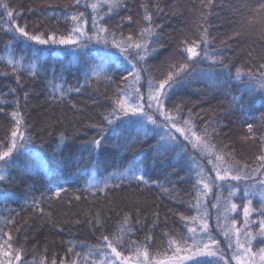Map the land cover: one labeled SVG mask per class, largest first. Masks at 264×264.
I'll use <instances>...</instances> for the list:
<instances>
[{
	"label": "trees",
	"instance_id": "trees-1",
	"mask_svg": "<svg viewBox=\"0 0 264 264\" xmlns=\"http://www.w3.org/2000/svg\"><path fill=\"white\" fill-rule=\"evenodd\" d=\"M7 2L18 14L16 25L26 26L29 32L67 35L74 26L70 17L83 12L80 22H84L85 31L91 35L96 31L95 26L102 25L109 33H115L118 41L130 35L134 41H150L145 59L137 63L138 68L144 69L139 81L144 96H147L149 77L157 82L164 79L171 65L184 62L181 52L185 42L200 43V36L207 29L211 41L207 45L209 59H200L182 82L168 91L164 107L175 112L179 106L180 118H188L191 113L197 131L207 128L212 143L226 153L228 165H235L248 177L241 180H264V161L258 159L264 155V105L261 103L264 93L258 91L255 83L245 84L234 79L237 68L244 72L250 70L257 80L264 72L260 67L264 64V39L260 35L264 11L259 9L264 0H122L121 6L112 11L100 0L95 13L89 5L97 0H79L78 4L76 0ZM146 15L151 20L145 19ZM148 27L154 30L153 34L141 38V30ZM8 29V18L0 7V147L6 150L9 146L10 132L15 126L12 113L19 112L23 120L21 131L32 137L28 147L39 150L45 167L35 174L21 175L25 161L20 158L6 173L10 178L0 182V261L4 264L8 261L11 264H53V261L55 264H106L101 258L109 254L110 248L104 236L113 241L116 237L123 238L122 244L114 243V246L124 257L137 255V248L141 253L146 251L150 258L170 257L175 247L169 248V240L189 238L188 227H193V221L184 218L199 215L202 184L197 183L194 160L189 157L199 152L194 149L189 153L187 142V154L169 153L154 159L152 146L156 138L153 137L134 144L128 152L112 147L125 139L130 142L131 136L136 135L135 127H131L119 133H105L102 144L106 147L86 163L78 164L81 155L87 156L90 141L100 138L99 128H108L104 116L114 107L117 90L129 92L133 77L114 71L117 67L111 63L114 55L102 53L100 49L104 47L93 45L91 50L78 49L80 58L77 59L64 45L32 43V48L41 49L33 55L28 46L31 42ZM236 32L240 35L236 36ZM108 39L112 37L109 35ZM204 47L200 43L198 50L202 56ZM210 57L222 58L228 67L213 65ZM9 58L18 63L10 65ZM33 64L35 76L29 71ZM93 65L99 66V79L91 75ZM105 72L111 80L104 78ZM55 86L64 91L63 96ZM77 88L80 90L74 91ZM249 88L254 90L252 97L247 95ZM242 94L247 101L244 109L230 107L232 96ZM247 124L253 125V134H249ZM61 134L67 138L63 142ZM54 149L62 152L64 164L59 168L51 162ZM78 167L82 171L78 172ZM123 167H131L148 183L112 178L110 187L100 191L102 180ZM226 182L219 189L217 210L215 201L212 205L208 202L207 220L211 224L229 199V183H233ZM116 184L119 187L112 186ZM250 187L256 195L260 183ZM58 190L60 195L56 196ZM260 190L264 191V187ZM242 194L240 190L233 197L241 210ZM256 207L261 208L259 203ZM257 217L264 219L259 213ZM240 224L237 220L236 226L241 227ZM251 230L252 234L259 233V223ZM223 240L220 238V244ZM252 244L256 248L264 247V238L254 239ZM5 252L11 255L5 256ZM17 254L20 260L15 259Z\"/></svg>",
	"mask_w": 264,
	"mask_h": 264
},
{
	"label": "snow or ice",
	"instance_id": "snow-or-ice-1",
	"mask_svg": "<svg viewBox=\"0 0 264 264\" xmlns=\"http://www.w3.org/2000/svg\"><path fill=\"white\" fill-rule=\"evenodd\" d=\"M103 3L108 5V10L112 11L121 6L122 0H102ZM76 3H79V0H76ZM93 12L95 13L100 7V0H97L96 3H91L89 5ZM0 7L5 10V14L9 22V31L15 32L19 37L23 38L26 42H31L28 46L31 49L33 55L38 54L41 49L32 48L31 44L36 45H64L71 46L72 55L79 59V53L76 51L77 48L84 49L87 48L86 43H82L83 40L87 39L91 41L95 38L97 43H102L106 48L111 46L116 48L119 51V56H114L111 63L115 64L117 67L115 70H118L121 73H127V76H132L133 80L131 83H139L141 79V72L144 69L138 68L137 63L145 59V54L148 53V44L150 41H134L132 36H128L126 39L117 40L115 33H109L108 29L104 26H96V31L93 35H88L81 24V19L84 16V13L81 12L77 15H72L70 19L73 21L74 26L67 33V35L61 34L57 35L56 33H33L26 30V26L16 25V15L12 8H10L7 0H0ZM259 9L264 11V3L259 5ZM129 19H131L129 17ZM145 19L151 20V17L146 15ZM253 21H249V24H252ZM93 24L96 25L95 16L93 17ZM264 24V22H262ZM153 29L151 27L144 28L141 30L140 36H151L153 34ZM105 35H101V34ZM111 36L112 39L109 40L108 36ZM236 36H239L240 33L236 32ZM261 38L264 39V26L260 30ZM15 39V37H14ZM208 38L207 29L203 31L200 36V43L204 44L203 56L201 55L200 43L195 41L188 43L185 42V46L182 49L181 55L185 56L183 63L173 64L170 66L166 77L160 81H154L151 77L148 79V92L147 99L145 101L144 95L140 92L139 88L133 89V92H128L126 89H118V96L114 100V107L111 111L104 116V120L107 122L108 128L101 126L99 128L100 138L93 139L90 141V147L87 149V156L81 155L78 158L77 163L84 162L92 159L94 155L100 151L106 145L102 144V140L105 138V133L112 131L114 133H119L121 130L135 127L136 135L131 136L130 142L128 139H125L121 143L112 145L116 149H123V151L128 152L132 151L133 145L137 143H142L147 141L149 137L156 138V144L153 145V150L155 153V158H162L163 156L169 153H175L177 156H180L181 153L187 154V148L184 145V141H187L191 144L192 148L200 153L202 157L207 158V163L212 165L213 170L215 171V180L226 181L228 179L240 181L241 179H247L248 177L244 176L239 168H236L235 165H228V162L225 160V155L222 150H218L216 144L212 143V135L207 131V128L202 131H197L196 125L194 124L191 113L188 118H180L179 113L181 111L180 107L177 106L175 112L172 110L165 109L164 100L168 96V91L173 89V87L178 86L182 82L183 77L188 74V70L193 68L200 62V59H209L207 53V45L210 43ZM11 43V41H10ZM130 49L135 52L136 59L130 58L131 52ZM153 52L156 51L155 48L152 49ZM120 57H123L121 59ZM213 65L220 64L224 68H227L228 65L224 63L222 58L210 57ZM10 65H15L18 63L12 58H9L7 61ZM130 66V67H129ZM260 67L264 69V64H261ZM15 66L13 71H15ZM30 75L35 76V64L30 68ZM91 75L95 76L97 79L100 78V71L98 65H93L91 68ZM127 76L124 77L127 80ZM243 77H248L247 80H243ZM261 79L257 80V77L250 70L244 72L241 68L236 69L234 79L237 81H242L245 84L255 83L257 85L258 91L264 93V72L260 73ZM104 78L106 80H111V77L104 73ZM230 88V85H225ZM59 89V86H55ZM61 96L64 95V91L59 89ZM80 89H74V91H79ZM73 91V89H69ZM247 95L252 97L254 95V90L249 88L247 90ZM132 101H135L134 103ZM245 96L242 94L240 96H232L230 107L233 105L243 110L246 104ZM264 105V100L261 101ZM147 109V110H146ZM151 110V111H149ZM2 111V109H0ZM157 115L162 117V120L157 119ZM123 117H138L136 120H124ZM12 118L15 121V126L10 132V144L6 147V150L3 147H0V182L8 180L10 177L6 175L9 169L14 165L18 164V160L23 158L25 164L21 167V175H26L28 173H37L39 170H42L45 165L44 161L41 159V153L38 149L28 147L32 144V137L27 135L25 132L21 131V124L23 122L22 117L19 112H13ZM247 129L249 134H253V125L247 124ZM215 131V129L213 130ZM182 137V140L178 138ZM63 142L66 137L61 134L60 137ZM60 148V145H57V149ZM179 149V151H177ZM14 154L15 157H14ZM260 161H264V155L258 157ZM51 162L59 166L64 164L62 159V152L56 149L53 150L51 154ZM228 165V166H226ZM195 167L197 171V183L202 184L203 188L206 191H211L210 184L208 180L211 178L204 176V169L201 165L196 164ZM247 167V165H244ZM235 168V171H234ZM77 171H82L80 167L77 168ZM116 178L118 180H123L125 178L134 179L138 182L147 184L148 181L145 180L143 175H138L135 170L131 167H123L118 169L116 172L112 173L110 177L102 180L103 188H99L100 191L110 187L109 180ZM91 183V181H89ZM214 184L215 181H212ZM259 183L264 186V180L259 181ZM113 187H119V184L112 185ZM99 187V185H97ZM60 191L58 190L55 195L59 196ZM237 193L236 188H232L229 191V199L226 201L225 212H235L237 205L231 203V197L235 196ZM254 193L245 188L243 196L246 198ZM261 201H264V191L259 193ZM219 199V197H218ZM199 204V201H198ZM230 204V207H228ZM252 204L251 200H248V203L243 206V215L245 218L244 224L245 229L247 230V225L249 222V217L251 214L256 211V209L250 207ZM259 215L264 217V204L261 205L259 209ZM184 219H191L193 222L199 221L200 228L199 231L203 234L199 239L196 237L197 229L195 227H188V232L192 234L189 238L181 237L179 239H170L168 244L169 248L175 247L176 255L167 257L168 260L174 261L175 264H185L186 261H194L195 264H229V261L225 259L224 250L221 249L219 241L211 236L209 233V224L206 219L201 217H185ZM127 222V218L125 219ZM234 226L236 221H231ZM260 231L258 235L264 238V219H261L259 222ZM123 231V229H121ZM231 233V235H230ZM235 236L236 251L234 252L232 259L237 261V264H264V247L259 249V252L252 251V239L255 237L252 236L251 232L246 231V241L241 243L239 237L241 235L240 229L236 228L233 232L232 229L224 232L226 239L231 240V236ZM9 241L11 237L9 236ZM189 239L191 243H189ZM103 240L107 242V247L111 249V254L114 256L115 260H122L123 264H128V258L122 257V253L117 250L115 244H122L123 238L116 237L115 241L110 240L108 236H104ZM7 243V241H6ZM2 247V246H0ZM8 247L11 248L12 245L8 243ZM229 248H232V244H228ZM183 252V255L180 253ZM137 256L141 254V250L137 248ZM144 256L147 257V252L145 251ZM5 256L11 255V253H4ZM197 257H209L213 258L211 260H197ZM16 260H20V256L17 254L15 256ZM0 264H4V261H0ZM7 264H11V261H8ZM53 264L55 262L53 261Z\"/></svg>",
	"mask_w": 264,
	"mask_h": 264
},
{
	"label": "rangeland",
	"instance_id": "rangeland-1",
	"mask_svg": "<svg viewBox=\"0 0 264 264\" xmlns=\"http://www.w3.org/2000/svg\"><path fill=\"white\" fill-rule=\"evenodd\" d=\"M83 25H84V22L82 24V27H83ZM83 29H84V27H83ZM84 31H85V29H84ZM87 34L91 35L89 33H87ZM82 43H86L87 44V50H91V48H94L93 45H98L99 47H104V48L100 49V51L102 53L108 54V55L119 56V51L116 48H114V47L106 48L103 44L97 43L95 38H93L91 41H88L87 39H85V40L82 41ZM63 47L65 49H67V50H71V46H63ZM78 49L79 48H77L76 51ZM84 49H86V48H84ZM81 50H83V49H81ZM131 53L132 54H131L130 58L134 59L135 53H133V52H131ZM120 58L123 59V57H120ZM135 88H139L140 92L143 94V91L140 88L139 83H135V84L131 83L129 92L130 93L133 92V89H135ZM144 97H145V101H146L147 96H144ZM132 102L134 103L135 101H132ZM149 111H151V110H149ZM157 119L158 120H162V117L157 115ZM177 136H178V138H180L182 140V137H179V134H177ZM184 145L186 147L188 146L187 141H186V143H184ZM189 145H190V148H189V153H190V152L194 151V149L192 148L191 144H189ZM189 157L192 160H194L193 166H194V169H195L196 172L198 171V169L195 167V165L199 164L204 169V176L208 177V178H211L210 180H208V182L210 184V187H211V191H206L203 188V185L201 186V198L199 200V205H198V210H199L198 217H201L202 219H206V220L208 219V214H209L208 209L210 210V206L208 205L209 201H211V205H212L213 201L216 202V210H217V206L220 203L218 201V196L220 194L219 189H221V186H222L223 183H227L226 181H230L231 183H233V184L229 183V185H230L229 189L230 190L232 188H236L237 189L236 195L233 196L234 198L239 195L240 190L243 193L245 188H247L250 191V193H251L250 185L254 184L255 182L259 183V181H246V180H240V181H235V180H231V179L230 180H226V181L215 180L216 173L213 170L212 165L211 164H207L205 166V164L207 162V158L206 157H202L200 155V153L195 154V155L192 153ZM254 179H256V177ZM212 181H215V183L213 184ZM263 187L264 186H262L260 184L259 192L256 195H253V196L250 195V196L245 198L243 196V194H242V196L244 198L242 206L247 204L248 200H251L252 204L250 205V207H252V208L257 210V211H254L251 214V216L248 218L249 222H248V225H247V230L245 229V224H244L245 218H244V215H243V208L241 210V209H238V207H237L235 212L226 213L225 212L226 204H225V205H223L222 211L218 214L216 220L214 222H212V224L209 223V221L207 220V222L209 224V233L211 234V236L213 238H215L217 241H220V238H222V240L224 239L223 240L224 243L220 244V242H219L218 246L221 249L224 250L225 259H227L229 261V264H237V261L232 259V256H233L234 252L236 251L235 236L232 235L231 236V240H228V239L225 238L224 232L228 231L229 229H232L233 232H234V230L236 228L240 229L241 235H240L239 239H240L241 243H245V241H246V231L252 233L251 229L253 227L255 228L258 225V223L260 222V219L257 217V214L259 213V210L257 209L256 205L259 203V207H261V205L264 204V201H261L260 196H259V193L261 192L260 189L263 188ZM227 194H229V192ZM234 198H233V200H231V203H235L236 205H238L236 202H234ZM220 200H222V197H221ZM254 201L256 202V204H254ZM228 207H230V204H228ZM232 220H235L236 222H237V220H240L241 221V224H240L241 227H237L236 223L233 226L232 223H231ZM193 227H195L197 229L196 237H197V239H199L203 234L199 231L200 223H199L198 220L193 222ZM230 235H231V233H230ZM191 236H192V234L190 233L189 237H191ZM252 236L255 237L254 239L262 238V237H260L258 235V233L257 234H252ZM254 239H252V242H253ZM188 242L191 243V240L189 239ZM229 243L232 244V248L228 247ZM259 249L260 248H256L252 244V251L253 252L258 253ZM173 253L174 254L170 255V257L176 255L175 249H174ZM183 254H184L183 252L180 253V255H183ZM122 257H124V256H122ZM130 257H133V258H130ZM127 258H128V264H175L174 261L168 260L167 257L162 259V260H158V259L150 258L148 256L145 257L143 253H141L139 256L132 255V256H129ZM196 259L197 260L198 259H200V260L201 259L211 260L213 258L197 257ZM101 262L102 263H106V264H123L122 260H115L114 259V256L111 254V249H110L108 255L102 256ZM192 262L193 261H186L185 264H191ZM221 264H223V262H221Z\"/></svg>",
	"mask_w": 264,
	"mask_h": 264
}]
</instances>
